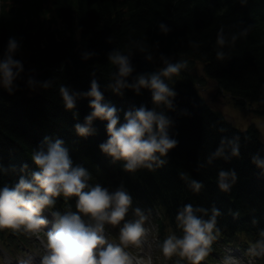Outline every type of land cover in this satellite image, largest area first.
Segmentation results:
<instances>
[{
  "label": "trees",
  "instance_id": "trees-1",
  "mask_svg": "<svg viewBox=\"0 0 264 264\" xmlns=\"http://www.w3.org/2000/svg\"><path fill=\"white\" fill-rule=\"evenodd\" d=\"M221 28L224 45L217 43ZM12 35L21 41L14 58L23 70L14 91L0 85V186L31 177L39 167L32 153L63 138L74 165L87 168L95 180L123 185L135 204L159 208L163 227L183 230L176 215L192 203L205 218L213 208L228 217L253 215L251 227L238 230L250 239L264 230V165L253 159L264 160L261 132L255 124L240 128L200 93L213 80L236 106L264 116V0H0V57ZM116 49L131 60L134 70L125 77L130 83L187 59L179 73L161 72L176 90L173 104L155 102L148 87L114 91L119 66L109 55ZM93 79L104 102L118 108L121 122L126 111L141 105L170 118L168 132L178 144L162 156L166 163L125 169L123 159L100 148L109 135L106 119L95 118L88 135L77 132L76 124L86 123L92 111V97L84 93ZM61 85L75 94L74 108L65 106ZM236 145L239 154L233 153ZM221 170L236 173L230 190L220 188ZM193 179L203 182L199 191ZM55 200L68 197L61 193Z\"/></svg>",
  "mask_w": 264,
  "mask_h": 264
},
{
  "label": "clouds",
  "instance_id": "clouds-1",
  "mask_svg": "<svg viewBox=\"0 0 264 264\" xmlns=\"http://www.w3.org/2000/svg\"><path fill=\"white\" fill-rule=\"evenodd\" d=\"M161 28L168 31L167 25L163 23ZM235 38L234 36L233 39ZM217 43H227L223 28L219 31ZM20 46L21 41L17 36H10L6 53L0 57V85L10 92L14 91V80L23 70L22 61L14 58ZM90 55L92 53L85 54L86 57ZM217 55L223 58L225 53L219 50ZM109 58L119 66L114 91L120 93L124 87H131L139 92L142 86L148 87L152 89L155 102H165L169 106L173 104L171 98L177 93L162 78L161 72L164 75L179 73L188 65L187 59L169 62L161 72L150 75L141 73L130 83L125 79L134 70L129 56L116 49L110 53ZM48 83L45 82V86ZM60 90L65 106L74 108L75 94L67 85H61ZM84 94L92 97L89 101L92 111L86 116V123L76 124L79 134L88 135L95 118L106 119L109 135L100 144V148L114 159H123L125 169L135 170L145 165L149 168L158 167L167 162L162 156L178 144V140L169 135L171 120L167 115L156 108L141 105L126 111L125 119L121 122L118 108L104 102V93L96 79L92 80L91 88ZM221 151L222 149L217 150L215 155H219ZM233 153L239 154L238 145L233 147ZM32 158L39 167L31 177L22 175L14 185L0 186V227L23 228L38 234L42 226L49 222L42 212L46 207L54 205L55 198L61 193L65 197L75 194L78 209L64 213L54 212L56 222L46 231V241L41 238L48 251L41 257L40 264H152L151 256H133L128 251L129 245L144 243L148 228L145 225L147 215L139 207L135 209L136 218L125 219L132 204V195L123 185L115 191H109L100 183L91 185V173L82 165H74L63 138L49 141L46 150L36 149ZM253 159L259 165H264V160L258 156ZM154 161L156 164L152 163ZM181 175L186 176L187 173ZM230 175L233 177L231 181L227 179ZM219 176L220 188L230 190L236 177L235 171L221 170ZM191 186L199 191L203 182L193 179ZM199 211V207L187 203L177 212L176 219L184 232L182 236L170 234L163 240L161 247L166 256L179 250L192 264H199L211 251L210 246L215 239L213 230L219 232L217 216L220 210L213 208L212 215L208 218L198 215ZM82 213L88 216L90 222H85ZM107 224L120 225L118 242L109 240L106 235ZM257 243L261 251H264V240ZM234 259L235 257H226L225 264H231ZM20 264H31V260H22Z\"/></svg>",
  "mask_w": 264,
  "mask_h": 264
},
{
  "label": "rangeland",
  "instance_id": "rangeland-1",
  "mask_svg": "<svg viewBox=\"0 0 264 264\" xmlns=\"http://www.w3.org/2000/svg\"><path fill=\"white\" fill-rule=\"evenodd\" d=\"M27 52L30 54L29 49H27ZM27 52H26V57H27ZM24 59H27V58H24ZM199 74H202V72L199 71ZM213 86H214V82L209 80L206 87L202 90V93L211 99H212V93H213ZM213 100H214V103L227 114L228 118L236 122L239 126L246 127L249 124L255 122L259 125V127L261 128L264 134V122H263L264 117L260 118V117L252 116L253 115L252 111H250L251 113H249L248 111H242L241 109L235 107L233 105V102H231V100H229V98L226 95L219 94L218 97L214 98ZM125 219H129V218L126 217ZM122 224H123V221H121V225ZM148 226H150L149 223L146 224V227ZM106 227H109V229L113 233L114 232L119 233L120 225L107 224ZM151 230L152 231L154 230L153 226H151ZM32 241L33 239H31L29 243L31 244ZM2 248H5L7 252H3ZM21 248H22V244L20 243H15V244H12L11 246H7L4 243H0V254L4 261L3 264H12L11 263L13 261L12 255L19 254ZM129 248L136 252L139 251V248L137 247V245H129L128 249ZM8 251H10L11 253H8ZM237 252L240 253L239 251ZM236 254H234L235 259L242 257V254L238 256Z\"/></svg>",
  "mask_w": 264,
  "mask_h": 264
},
{
  "label": "bare ground",
  "instance_id": "bare-ground-1",
  "mask_svg": "<svg viewBox=\"0 0 264 264\" xmlns=\"http://www.w3.org/2000/svg\"><path fill=\"white\" fill-rule=\"evenodd\" d=\"M112 162H113V164H115L114 161H112ZM237 213H238V212H237ZM237 213H235V214H237Z\"/></svg>",
  "mask_w": 264,
  "mask_h": 264
}]
</instances>
